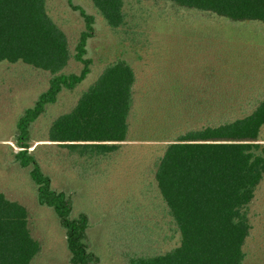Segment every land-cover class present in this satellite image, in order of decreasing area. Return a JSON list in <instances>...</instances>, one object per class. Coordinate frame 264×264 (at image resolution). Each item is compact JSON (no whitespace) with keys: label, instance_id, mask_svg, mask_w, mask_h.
Masks as SVG:
<instances>
[{"label":"trees","instance_id":"16d2710c","mask_svg":"<svg viewBox=\"0 0 264 264\" xmlns=\"http://www.w3.org/2000/svg\"><path fill=\"white\" fill-rule=\"evenodd\" d=\"M90 1L104 25L123 30L130 44L146 42L142 26L150 15L143 3L171 5L185 13L174 27L183 32L178 39L186 49L170 55L143 83L125 59L107 63L71 110L55 118L44 137L34 138L32 126L47 106L90 74L87 45L95 18L67 0L84 21L71 50L49 15L47 0H0V63L21 62L50 75L47 89L18 117L15 134L5 140L18 150L2 145L27 170L37 204L56 216L68 264H97L99 258L87 241L89 215L74 214L69 194L56 190L43 168L51 146L72 158L70 171L82 180L103 186L117 168H125L126 179L136 175L166 205L178 244L163 253L132 256L128 264H247L245 246L258 198L264 217V54L259 55L264 50L243 55L235 51L233 38L216 46L222 30L205 18L264 26V0ZM187 17L200 19L191 23ZM199 27L195 38L200 44L209 40L212 47L206 54L199 46L201 51L190 56L188 29ZM70 61L81 66L79 72H66ZM239 77L248 82L242 90L228 81ZM29 217L24 205L0 192V264H32L41 252Z\"/></svg>","mask_w":264,"mask_h":264},{"label":"rangeland","instance_id":"374dc122","mask_svg":"<svg viewBox=\"0 0 264 264\" xmlns=\"http://www.w3.org/2000/svg\"><path fill=\"white\" fill-rule=\"evenodd\" d=\"M72 3L95 18V33L87 45L88 57L93 63L92 70L73 92H62L57 103L47 106L46 113L32 126L34 138L44 137L52 121L71 110L80 94L95 82L107 63L118 58L125 59L143 83L153 69L164 67L169 57L180 56L179 51L184 52L186 49L180 47L183 45L178 39L183 32L174 27L175 22L184 18L185 13L171 5L143 3L142 6L147 10L145 15H150L146 25L142 26L146 42L130 44L126 41L123 30L113 31L104 25L90 0H72ZM47 7L50 17L65 33L73 50L80 32L84 29L83 19L68 5L67 0H47ZM204 18L202 22H206L205 19L216 22L222 30L218 33V40L222 43L215 44L216 46H223L229 38H233L238 42V49L235 51H244L243 55L254 56L255 50H264V26L236 25L222 20L214 21L208 16ZM187 19L191 23L198 22L196 17ZM225 26L231 28L227 29ZM203 28L207 29L208 26ZM199 29L202 28L188 29L190 44L188 42L186 46H191L187 49L190 56L201 51L199 46L204 48L201 52L206 54L209 53V47H212L209 40L200 44L198 38H195L194 35L198 36ZM261 54L264 52L259 55ZM80 68L79 64L70 61L66 72L77 73ZM49 79L48 73L21 62L0 63V192L11 200L18 201L28 210L31 232L42 247L32 264H68L65 236L56 216L50 209L37 204L36 187L27 170L19 168L13 162L9 150L2 145L4 139H10L15 134L18 117L47 89ZM229 79L234 84L238 83L241 90L248 83L241 77ZM229 89L232 88L229 86ZM8 144L15 151L18 150L14 144ZM36 144L49 143L33 142V146ZM51 147L53 148L44 156L48 160L43 163V168L51 176L55 189L69 194L73 201L74 214L85 211L89 215L87 241L90 250L99 258L97 264H128V259L132 256L163 253L178 244V234L167 215V207L160 196L157 197L153 187L151 192L147 191L148 187L143 180L131 173L126 179L123 173L125 168H117L111 177L112 181L103 186L85 179L83 181L80 175L76 176L70 171L72 158L58 146ZM260 195L262 197L263 190ZM259 201L260 198L252 207V232L245 246L247 264H264V217L259 211Z\"/></svg>","mask_w":264,"mask_h":264},{"label":"crops","instance_id":"0c3cea01","mask_svg":"<svg viewBox=\"0 0 264 264\" xmlns=\"http://www.w3.org/2000/svg\"><path fill=\"white\" fill-rule=\"evenodd\" d=\"M2 142L3 144H8V141H5V139Z\"/></svg>","mask_w":264,"mask_h":264}]
</instances>
